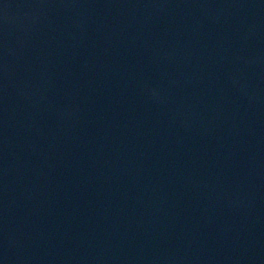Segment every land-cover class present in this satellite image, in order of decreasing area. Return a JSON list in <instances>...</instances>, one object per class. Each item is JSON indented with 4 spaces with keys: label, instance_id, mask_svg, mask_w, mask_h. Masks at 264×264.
I'll return each instance as SVG.
<instances>
[{
    "label": "water",
    "instance_id": "95a60500",
    "mask_svg": "<svg viewBox=\"0 0 264 264\" xmlns=\"http://www.w3.org/2000/svg\"><path fill=\"white\" fill-rule=\"evenodd\" d=\"M0 264H264V0H0Z\"/></svg>",
    "mask_w": 264,
    "mask_h": 264
}]
</instances>
